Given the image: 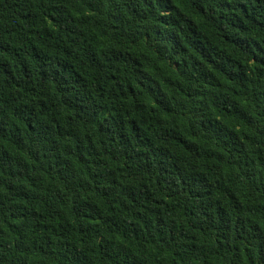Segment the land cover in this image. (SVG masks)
<instances>
[{"label":"trees","instance_id":"trees-1","mask_svg":"<svg viewBox=\"0 0 264 264\" xmlns=\"http://www.w3.org/2000/svg\"><path fill=\"white\" fill-rule=\"evenodd\" d=\"M0 264H264V0H0Z\"/></svg>","mask_w":264,"mask_h":264}]
</instances>
